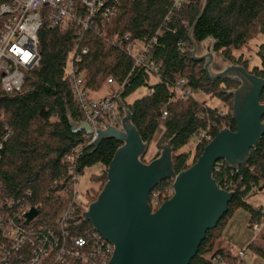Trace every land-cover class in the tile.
I'll return each instance as SVG.
<instances>
[{
	"label": "trees",
	"instance_id": "obj_1",
	"mask_svg": "<svg viewBox=\"0 0 264 264\" xmlns=\"http://www.w3.org/2000/svg\"><path fill=\"white\" fill-rule=\"evenodd\" d=\"M258 33L264 35V0H184L179 8L173 7L172 0H121L115 16L98 17L87 30L75 25L50 28L44 24L39 32V65L27 73L20 91L7 93L0 89L1 211H7L33 239L36 235L52 239L64 232L88 238L96 232L89 220L76 222L83 211L81 207L66 228H61L58 220L73 203L72 177L83 174L90 166L99 167V173L91 179L100 183V188L95 193L93 189L87 192L88 204L94 202L123 142L103 137L87 145L88 134L75 130L83 123L84 111L69 77L73 53L78 56L74 64L83 75L89 97L94 98L105 85H117L119 90L113 93L119 95L121 115H131L132 125L148 146L159 131L156 147L162 150L170 144L172 169L177 175L198 160L221 130H237L233 107L235 91L242 82L208 76L206 60L193 56L194 43L211 40L213 51L225 61L264 79V43L256 51L259 65H251V58L243 52L236 54L247 48ZM140 41L152 45L145 65L135 66L128 46ZM178 76L186 80L185 87L190 91L186 98L177 94ZM152 77L156 78L153 83ZM142 87H147L148 92L128 101ZM196 91L218 97L225 109L199 101ZM260 100L264 103V87ZM203 133L211 139L201 137ZM78 148L81 149L76 152ZM70 157L74 160L70 161ZM213 178L232 197L227 212L216 227L207 231L190 264H236L241 260L224 245L222 237L238 209L248 212L250 228L263 222V206L250 204L246 197L254 188L264 187V133L245 163L232 166L220 160ZM172 195L173 178L161 180L149 194L152 211ZM155 198L159 200L157 205ZM28 207L38 208L40 214L25 224L18 217ZM3 243L10 251L6 257L1 256ZM31 243L27 240L15 251L0 231V264H23L30 256ZM247 250L264 258V226Z\"/></svg>",
	"mask_w": 264,
	"mask_h": 264
},
{
	"label": "water",
	"instance_id": "obj_2",
	"mask_svg": "<svg viewBox=\"0 0 264 264\" xmlns=\"http://www.w3.org/2000/svg\"><path fill=\"white\" fill-rule=\"evenodd\" d=\"M194 45L193 56L206 60L204 69L208 76L242 82L235 91L233 107L237 130H221L198 160L177 175L172 169L169 143L158 158L149 164L142 162L148 145L142 142L128 112L123 118V130L107 123L108 128L98 131L92 143L103 137L123 142L108 168L105 186L84 213L93 227L114 245L110 264H190L207 231L216 227L227 212L232 197L213 178L216 163L220 160L232 166L245 163L264 133V103L260 100L264 79L239 65L226 66L224 70L217 65L219 73L212 74V54L196 56L200 44ZM75 130L93 133L86 122ZM168 177L173 178V195L153 212L150 191ZM38 215L39 210L32 208L25 215L26 224Z\"/></svg>",
	"mask_w": 264,
	"mask_h": 264
},
{
	"label": "built area",
	"instance_id": "obj_3",
	"mask_svg": "<svg viewBox=\"0 0 264 264\" xmlns=\"http://www.w3.org/2000/svg\"><path fill=\"white\" fill-rule=\"evenodd\" d=\"M183 2L184 0H172L175 8H179ZM120 5L121 0H0V89L7 93L20 91L27 73L39 65V32L44 24H48L50 28H66L69 25H75L81 30H87L96 18L110 19L115 16L120 10ZM138 43L142 45L141 48L135 50L137 44L135 43L130 44L128 50L133 53L135 66H142L145 65L146 55L152 43L142 41ZM83 52L85 53L86 50ZM75 56L76 52L73 53L69 63V77L73 83L76 98L84 111L83 122L88 123L93 130V133L88 135L87 145H90L98 137V131L108 128V124L118 130H123L124 116L120 113L117 93L103 98L89 97L84 87L83 75L78 73L75 67ZM108 82L111 83L112 79ZM185 84L186 80L178 76L176 90L181 98L190 95ZM201 137L211 139L210 135L204 133ZM80 149H76V152ZM69 160L74 159L70 157ZM78 177L79 174L72 177L73 203L58 220L61 228H66L65 226L71 218L73 219L78 207L83 208V211L77 215L76 222L87 220L84 213L90 204L84 205L77 201ZM158 203L159 200L155 198L154 204ZM9 204L12 205L13 202ZM32 208L35 207L22 209L18 217L25 224V215ZM38 217L39 215L31 222ZM263 226L264 220L261 224L257 223L252 226L255 236L259 234ZM0 231L6 241L11 244V249L15 251L19 250L27 240L32 242L30 256L23 264H110L109 261L114 254V245L97 230L88 238L64 232L61 236L52 239L39 235L33 239L27 236L26 229L16 223L7 211H1V209ZM1 247V256H8L9 247L5 243ZM238 256L246 260L247 251L240 250Z\"/></svg>",
	"mask_w": 264,
	"mask_h": 264
},
{
	"label": "rangeland",
	"instance_id": "obj_4",
	"mask_svg": "<svg viewBox=\"0 0 264 264\" xmlns=\"http://www.w3.org/2000/svg\"><path fill=\"white\" fill-rule=\"evenodd\" d=\"M264 43V35L262 33L256 34L250 41L249 46L244 48L242 51L236 52L239 54L243 52L247 57L251 58V65H259L260 59L256 54L258 49V45ZM142 45L137 43L135 45V50L141 48ZM209 53L212 54V62L210 64L211 73H219L220 70L216 69V66H220L221 70H224L226 66H230L231 64L224 60V58L219 54L213 51L212 49V41L207 40L200 44L197 49L196 56H205ZM209 58V56H207ZM156 78L152 77L151 82H155ZM119 90L117 85H105L103 90L99 93L94 94V98H103L111 96L113 92ZM148 92L147 87H142L128 97V101H133L135 98L141 96L142 94ZM195 97L206 103L208 106L217 107L219 109L224 110L225 106L221 99L218 97L209 96L201 91L194 92ZM159 135V131L155 136V139L149 144L147 152L144 154V163L149 164L152 160H154L157 155V151H160L157 158L161 155L162 150L156 147V138ZM193 149V147H191ZM183 150H188L185 148ZM100 171L97 165L90 166L86 168L83 174L79 175L78 182L76 184L77 188V201L82 202L84 205L88 204L87 192L93 189V192L98 191L100 188V183H96L91 179L93 174H98ZM247 201L255 206H263L264 211V187H256L254 188L246 197ZM88 208V207H87ZM223 243L226 247L231 248L232 252L237 255V252L240 250L247 251L246 260H237L236 264H264V258L252 254L247 250V246L249 243L255 238V231L249 227V215L248 212L244 209H238L233 213L229 221L227 222L224 231H223Z\"/></svg>",
	"mask_w": 264,
	"mask_h": 264
},
{
	"label": "crops",
	"instance_id": "obj_5",
	"mask_svg": "<svg viewBox=\"0 0 264 264\" xmlns=\"http://www.w3.org/2000/svg\"><path fill=\"white\" fill-rule=\"evenodd\" d=\"M231 249V248H230ZM232 251V250H231ZM239 252V251H238ZM238 252H237V255H238ZM234 254V253H233Z\"/></svg>",
	"mask_w": 264,
	"mask_h": 264
},
{
	"label": "flooded vegetation",
	"instance_id": "obj_6",
	"mask_svg": "<svg viewBox=\"0 0 264 264\" xmlns=\"http://www.w3.org/2000/svg\"><path fill=\"white\" fill-rule=\"evenodd\" d=\"M245 92V90H243L242 94Z\"/></svg>",
	"mask_w": 264,
	"mask_h": 264
}]
</instances>
